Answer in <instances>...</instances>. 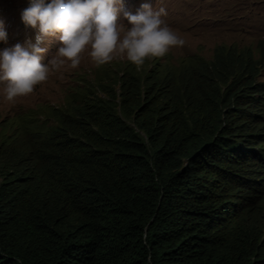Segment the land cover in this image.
Masks as SVG:
<instances>
[{
	"label": "trees",
	"instance_id": "obj_1",
	"mask_svg": "<svg viewBox=\"0 0 264 264\" xmlns=\"http://www.w3.org/2000/svg\"><path fill=\"white\" fill-rule=\"evenodd\" d=\"M259 53L119 65L0 146V264H264Z\"/></svg>",
	"mask_w": 264,
	"mask_h": 264
},
{
	"label": "rangeland",
	"instance_id": "obj_2",
	"mask_svg": "<svg viewBox=\"0 0 264 264\" xmlns=\"http://www.w3.org/2000/svg\"><path fill=\"white\" fill-rule=\"evenodd\" d=\"M156 5L162 12L151 16ZM156 5L152 0L148 16L132 12L85 32H67L49 64L32 80L0 84V119L5 128L21 127V132H27L55 124L60 111L87 85L93 86L98 76L115 73L126 63L144 73L157 68L158 72L177 71L183 63L210 58L220 44L249 48L260 58L264 0H157ZM261 61L257 78L264 81Z\"/></svg>",
	"mask_w": 264,
	"mask_h": 264
},
{
	"label": "clouds",
	"instance_id": "obj_3",
	"mask_svg": "<svg viewBox=\"0 0 264 264\" xmlns=\"http://www.w3.org/2000/svg\"><path fill=\"white\" fill-rule=\"evenodd\" d=\"M5 1L0 0L3 8L0 9V84L3 86L32 80L37 71L49 64L48 59L57 52L67 32H85L93 25L119 21L132 12L148 16L146 9L152 5V0H20L16 4ZM156 1L153 0L154 5ZM157 11L162 12L159 5L149 14L157 15ZM4 54L11 57L3 58ZM76 103L77 98L60 111L55 124L45 129L7 130L0 119V146L14 140L19 143L29 132L58 124L61 113L73 109Z\"/></svg>",
	"mask_w": 264,
	"mask_h": 264
},
{
	"label": "bare ground",
	"instance_id": "obj_4",
	"mask_svg": "<svg viewBox=\"0 0 264 264\" xmlns=\"http://www.w3.org/2000/svg\"><path fill=\"white\" fill-rule=\"evenodd\" d=\"M11 57V55L9 56V58Z\"/></svg>",
	"mask_w": 264,
	"mask_h": 264
}]
</instances>
